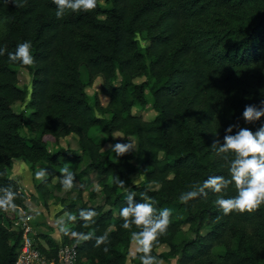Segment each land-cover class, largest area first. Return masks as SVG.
Here are the masks:
<instances>
[{"label":"trees","instance_id":"16d2710c","mask_svg":"<svg viewBox=\"0 0 264 264\" xmlns=\"http://www.w3.org/2000/svg\"><path fill=\"white\" fill-rule=\"evenodd\" d=\"M106 3L102 8L98 2L91 12L68 10L58 19L53 0H0V48L6 49L0 56V188H11L17 205L14 212L0 211V264L15 262L22 232L12 221L19 210H26L21 186L10 177L16 159L30 165L44 206L62 192H75L57 216L75 215V221L66 219L72 231H94L91 240L80 243L71 235L61 234L60 240L38 235L34 245L47 260L55 261L62 245L76 244L77 264H126L131 232L122 227L119 213L135 193L133 206L155 200L156 215L171 210L167 233L152 249L158 260L264 264V205L254 214L224 215L216 201L237 195L232 183L219 194L205 189L187 203L180 200L182 193L208 178L231 179L235 156L228 153L224 159L214 143L222 147L226 135L235 136L242 129L255 134L264 126V116L253 122L243 118L246 107L259 110L264 104V0ZM26 41L32 46L34 67L8 60V53ZM15 69L28 72L30 89L19 87ZM97 79L101 85L90 102L85 90ZM138 79L143 80L136 83ZM99 96L107 98L105 105ZM26 101L28 115L13 111L14 105ZM147 108L156 113L151 121L133 113ZM95 128L114 145L135 139V151L120 157L103 153V143L90 135ZM23 129L27 136L21 135ZM116 134L122 140L114 139ZM69 137L77 142L74 153L62 148L49 152L48 144ZM60 161L73 164L70 191L59 182ZM36 165L46 170L45 180L37 181ZM91 173L98 177L101 202L86 204L81 180ZM134 174L142 181L130 186ZM114 177L124 181L127 192L113 183ZM152 184L158 189H151ZM82 210L97 213L89 228L83 227ZM184 226L195 237L177 244ZM131 231L139 229L133 226ZM105 234L110 242L96 247L95 238ZM162 246L168 251L159 253ZM215 248L223 252L215 254ZM140 255L136 253L132 264H141Z\"/></svg>","mask_w":264,"mask_h":264},{"label":"clouds","instance_id":"9594fccd","mask_svg":"<svg viewBox=\"0 0 264 264\" xmlns=\"http://www.w3.org/2000/svg\"><path fill=\"white\" fill-rule=\"evenodd\" d=\"M9 2V0H5ZM14 3V0H11ZM57 6L56 17L63 18L66 11L72 12H91L97 7L98 0H53ZM21 6V5H15ZM31 43L23 42L19 44L15 52L8 53V60L12 63H19L24 67H34L35 59L31 51ZM6 52L5 48H0V56ZM264 116V104L257 110L254 107L248 106L243 112V118L247 122L259 121ZM228 132L232 128L227 129ZM129 143H117L111 147V151L116 153L117 157L124 156L130 152H134L135 144L128 140ZM213 149L217 154H225L224 159H227L228 153H233L235 158L231 161L229 168L231 179L226 181L222 176L215 178H208L200 186H193L194 190L182 193L180 200L187 203L195 199L199 195L205 194V189H211L213 193H221L222 189L227 188L230 183L235 185L237 195L224 199L218 198L216 204L222 210L224 215L232 213L238 214H254L262 205H264V126L253 134L247 129H242L235 136L226 135L225 142L222 147L213 144ZM62 179H59L65 191H70L74 187L73 180L74 173L70 165L65 164L60 169ZM37 180H45L47 172L45 169H40L35 173ZM115 183L121 190L127 191L124 188V181L114 177ZM0 211L5 213L15 211L17 205L14 203L16 193L11 188H0ZM135 193L127 197L128 206L120 210L119 215L123 218L124 229L131 232V240L136 244V252L142 253L139 256L141 264H163L162 260H158L153 256L152 249L155 244L159 242V237L167 233L170 226L171 210L162 209L156 215V209L153 204L155 200L150 202L139 203L133 206L132 199ZM142 199L148 200V197L142 194ZM68 221H75L76 216L64 213ZM97 215L95 211H80L79 216L85 222L83 227L89 228L91 224L95 223L94 217ZM135 226L139 231H131ZM59 233L67 236L71 235L75 238L77 243L86 242L93 238L94 231L76 232L72 231L65 223L64 220L58 222ZM108 235H101L95 238V246L107 245L109 243ZM108 247L103 248L104 252H108Z\"/></svg>","mask_w":264,"mask_h":264},{"label":"rangeland","instance_id":"374dc122","mask_svg":"<svg viewBox=\"0 0 264 264\" xmlns=\"http://www.w3.org/2000/svg\"><path fill=\"white\" fill-rule=\"evenodd\" d=\"M99 5L102 8H107L106 0H98ZM17 78H18V84L20 88H27L30 89L31 87V76L28 74V72L24 69H15ZM82 80L84 83L87 82L85 75H83ZM143 79L136 80V83H140ZM101 85V81L99 79L95 80L91 86L86 87V93L90 99V102L93 101L94 95L98 94L99 88ZM100 102L102 105H105L107 103V98L104 96H99ZM28 101V100H27ZM27 101L25 103H18L13 106V111L15 113H20L22 111L25 112L26 115L30 113V111L27 109ZM133 113L136 115H139L143 120L145 121H151L155 116L156 113L152 111L150 108H147L145 110H139V109H133ZM22 136H27V131L23 129L21 131ZM90 135L94 137L97 141L103 143V153L112 152L110 146H114V142L106 141L105 136L100 132L99 128H95L91 130ZM114 139L122 140V136L119 134H116L114 136ZM132 141L135 144L136 149V140L129 138L127 139L126 143H129V141ZM64 149L67 150L70 153H74L78 147L77 142L74 138L69 137L65 140H61L58 144H48V150L50 153H55L58 151V149ZM134 149V151H135ZM63 161H60L62 163ZM68 164L70 167H73L72 163H62L61 168ZM86 164V161L84 160L81 165L79 166L78 171L83 168ZM59 168V170L61 169ZM42 169L40 165L35 166V173ZM10 177L16 179L22 189V192L25 195V206H26V220L29 226L32 229V237L33 240H36L38 235H49L57 240L61 239V233L58 231V222L60 220H64V223L67 225V220L65 215L57 216V213L59 210H61L63 207L68 205L72 202V200L76 197V193H66L62 192L58 194L57 198H50L47 205H43V201L38 198L35 188L32 182L31 177V170L30 165L21 159L13 160L12 163V170L10 172ZM40 181V180H37ZM98 177L96 174L91 173L89 176L83 178L81 180V186L83 188V194H82V200L86 204H92V203H100V196L98 194V185H97ZM142 181V176L139 174H134L130 177V186L135 184H140ZM55 179L51 182V184L48 186L49 191H52ZM150 188L153 190H157L158 187L155 185H150ZM127 191H122V193ZM96 193L94 196L93 194ZM132 195V194H131ZM17 216L13 219L15 220ZM68 226V225H67ZM204 234V232H202ZM195 235L188 229L187 226H184L181 228V231L176 238V243H182L184 241L193 239ZM41 243V241H38ZM136 244L130 240V247L127 253V259L126 264H132V259L136 255ZM168 251V248L166 246H162L158 249L159 253H163ZM215 254H221L223 252L222 248H215L213 250ZM163 264H178V257L171 258L168 261H163Z\"/></svg>","mask_w":264,"mask_h":264},{"label":"built area","instance_id":"2783aa9c","mask_svg":"<svg viewBox=\"0 0 264 264\" xmlns=\"http://www.w3.org/2000/svg\"><path fill=\"white\" fill-rule=\"evenodd\" d=\"M12 225L22 232L14 264H77L78 250L76 244L62 245L57 252L55 261L47 260L36 249L32 229L27 223L25 211L19 210L18 217L12 221Z\"/></svg>","mask_w":264,"mask_h":264}]
</instances>
